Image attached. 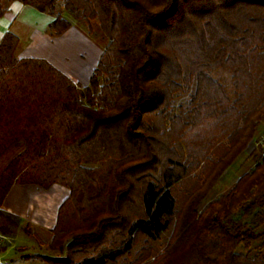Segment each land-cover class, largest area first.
<instances>
[{
  "label": "trees",
  "instance_id": "16d2710c",
  "mask_svg": "<svg viewBox=\"0 0 264 264\" xmlns=\"http://www.w3.org/2000/svg\"><path fill=\"white\" fill-rule=\"evenodd\" d=\"M16 1L108 41L79 86L1 37L0 234L35 236L1 207L13 184H59L47 264H264V0Z\"/></svg>",
  "mask_w": 264,
  "mask_h": 264
},
{
  "label": "rangeland",
  "instance_id": "374dc122",
  "mask_svg": "<svg viewBox=\"0 0 264 264\" xmlns=\"http://www.w3.org/2000/svg\"><path fill=\"white\" fill-rule=\"evenodd\" d=\"M66 18L74 25V31L78 34L82 32V36L84 37L83 39L80 37L78 41V38L76 39L75 37L76 34L71 32L65 38H58L60 39L58 41L62 48L57 53L59 54L61 64L63 62L65 66L64 69L68 71L81 60L79 54H84L85 57L88 55V50L91 51L94 47H99L103 50L108 40L96 20H91L90 28H88V26L78 18L75 19L69 15H66ZM86 37L90 42H86ZM91 42L94 44H91ZM36 50L38 53L46 54L43 48ZM92 54H94V52ZM97 59L99 60V58ZM74 82L79 86H85L88 81L86 83H84V81H80V83ZM261 130H264V123H262ZM251 147L250 145L231 166L228 172L221 177L215 185L212 195L226 191L237 179V176L247 170L251 164L250 156L253 151V147ZM29 187L30 188H28V191L25 193L27 196H30L28 198L30 199V206H27L30 208L23 213L24 217L22 216L21 218L23 223L27 224L28 228L35 236L22 229L16 230L13 236H4L0 234V264H47L46 261L38 255H59L58 251L49 245V241L52 235L51 229L56 221L58 208L67 198L69 190L59 184H54L48 189H42L35 185H30ZM18 194L20 193L16 188H10L3 199L1 207L3 209L7 208L8 202L15 206L19 202ZM9 211L12 212L11 210ZM167 237V233L161 237L160 241L157 243L158 249L164 246Z\"/></svg>",
  "mask_w": 264,
  "mask_h": 264
},
{
  "label": "crops",
  "instance_id": "0c3cea01",
  "mask_svg": "<svg viewBox=\"0 0 264 264\" xmlns=\"http://www.w3.org/2000/svg\"><path fill=\"white\" fill-rule=\"evenodd\" d=\"M32 8V6L24 5L16 0L9 3L4 14L0 16V39L5 32H12L18 37L15 51L17 57H44L43 59L47 60L64 74L66 73L72 80L79 83L80 81H84L86 83L98 61L97 58L100 57L102 49L94 47L91 51L88 50V55L85 57L84 54H79L81 60L72 68H67L69 69L68 71L65 70V66L63 62L61 64L59 54L57 53L62 48L58 40L67 37L72 32L76 34L75 37L79 41L80 37L84 38L82 32L76 33L73 29L74 25L70 24L68 29L61 35H51L47 30V25L52 19L51 16L42 12L40 13V11ZM85 39L86 42H90L87 37ZM91 44L94 43L91 42ZM39 48H43L46 54L38 53L36 49ZM93 52L94 54H92ZM29 186L28 184H13L11 188H16L20 193L18 194L19 202L15 206L8 202L5 210H11L20 217H24L23 213L30 208L27 207L30 206V199H28L30 196H27L25 193L30 188Z\"/></svg>",
  "mask_w": 264,
  "mask_h": 264
},
{
  "label": "built area",
  "instance_id": "2783aa9c",
  "mask_svg": "<svg viewBox=\"0 0 264 264\" xmlns=\"http://www.w3.org/2000/svg\"><path fill=\"white\" fill-rule=\"evenodd\" d=\"M255 145L257 147H260V148L264 149V131H262L260 133V135L257 137V139L255 141Z\"/></svg>",
  "mask_w": 264,
  "mask_h": 264
}]
</instances>
